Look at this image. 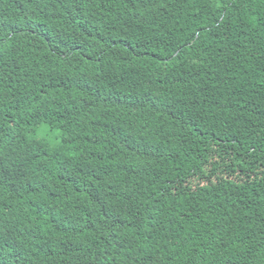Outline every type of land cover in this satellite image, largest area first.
<instances>
[{"label":"trees","instance_id":"16d2710c","mask_svg":"<svg viewBox=\"0 0 264 264\" xmlns=\"http://www.w3.org/2000/svg\"><path fill=\"white\" fill-rule=\"evenodd\" d=\"M0 264H264V0H0Z\"/></svg>","mask_w":264,"mask_h":264},{"label":"clouds","instance_id":"9594fccd","mask_svg":"<svg viewBox=\"0 0 264 264\" xmlns=\"http://www.w3.org/2000/svg\"><path fill=\"white\" fill-rule=\"evenodd\" d=\"M217 6H219V5H217ZM38 131H39V134L42 136L47 135L48 142L52 147H59V145H60L59 137L62 135V133L58 129L54 132L49 133L48 126L46 124H42ZM66 155L69 157H75L76 155H78V153L73 152V151H68L66 153Z\"/></svg>","mask_w":264,"mask_h":264},{"label":"rangeland","instance_id":"374dc122","mask_svg":"<svg viewBox=\"0 0 264 264\" xmlns=\"http://www.w3.org/2000/svg\"><path fill=\"white\" fill-rule=\"evenodd\" d=\"M44 137H46V135H43Z\"/></svg>","mask_w":264,"mask_h":264}]
</instances>
